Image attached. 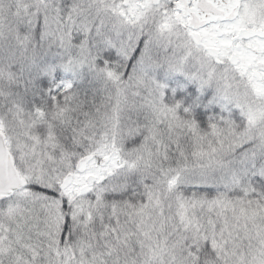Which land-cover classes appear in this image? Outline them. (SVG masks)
Listing matches in <instances>:
<instances>
[{"label":"snow or ice","instance_id":"1","mask_svg":"<svg viewBox=\"0 0 264 264\" xmlns=\"http://www.w3.org/2000/svg\"><path fill=\"white\" fill-rule=\"evenodd\" d=\"M0 264H264V0H0Z\"/></svg>","mask_w":264,"mask_h":264}]
</instances>
